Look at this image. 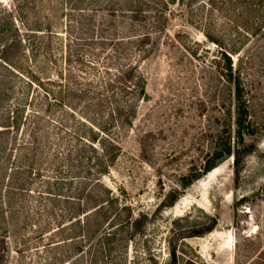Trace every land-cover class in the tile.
<instances>
[{"label":"rangeland","instance_id":"obj_1","mask_svg":"<svg viewBox=\"0 0 264 264\" xmlns=\"http://www.w3.org/2000/svg\"><path fill=\"white\" fill-rule=\"evenodd\" d=\"M224 54L251 152L206 171L223 129L241 148ZM127 64L145 95L98 174L62 105ZM0 264H264V0H0Z\"/></svg>","mask_w":264,"mask_h":264},{"label":"trees","instance_id":"obj_2","mask_svg":"<svg viewBox=\"0 0 264 264\" xmlns=\"http://www.w3.org/2000/svg\"><path fill=\"white\" fill-rule=\"evenodd\" d=\"M224 58L225 69L234 84L235 128L233 141L241 145V148L233 150L231 133L229 130L223 129L218 137L215 151L207 160L206 171L225 156L232 155L233 163L236 165L240 161V150L251 152L250 146L243 145L244 136L251 133L248 110L243 98V88L239 78L233 76L230 57L224 54ZM97 82L98 80L95 83ZM91 84L89 81V88L83 89L80 95L86 99L79 106L80 110L83 106L84 111L76 113V109L70 104L62 106L66 108L69 117L75 119L77 116L78 128L67 130L70 138L80 144V153L89 149L98 156L97 163L94 164L95 171L98 174H103L108 165L116 159L120 150L114 132L131 124L135 114L134 103L145 95L144 81L137 68L127 64L116 68L113 73L109 74V77L102 78L97 84L98 90L90 94ZM195 177L196 175H189L184 178L182 186H188ZM175 200L176 196L173 194L172 202Z\"/></svg>","mask_w":264,"mask_h":264}]
</instances>
